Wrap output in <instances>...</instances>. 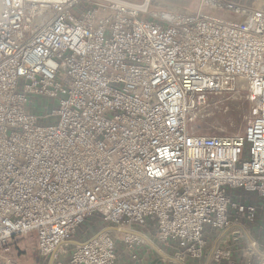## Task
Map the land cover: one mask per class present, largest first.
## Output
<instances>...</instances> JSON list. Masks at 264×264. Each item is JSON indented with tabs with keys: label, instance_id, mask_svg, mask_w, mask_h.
Wrapping results in <instances>:
<instances>
[{
	"label": "built area",
	"instance_id": "1",
	"mask_svg": "<svg viewBox=\"0 0 264 264\" xmlns=\"http://www.w3.org/2000/svg\"><path fill=\"white\" fill-rule=\"evenodd\" d=\"M145 2L0 0V264H264V7ZM240 89V134L192 132Z\"/></svg>",
	"mask_w": 264,
	"mask_h": 264
},
{
	"label": "rangeland",
	"instance_id": "2",
	"mask_svg": "<svg viewBox=\"0 0 264 264\" xmlns=\"http://www.w3.org/2000/svg\"><path fill=\"white\" fill-rule=\"evenodd\" d=\"M141 1V0H134ZM249 1L254 6L264 5V0ZM199 0H149V8L163 9L176 12L194 13L197 11ZM248 101L246 91H227L220 94L207 95L203 105L195 107L191 112L192 132L204 136H227L240 134L246 123ZM93 225H85L83 233L93 229ZM85 235V234H84ZM159 245V247H161ZM140 261L137 264L160 263L159 253L146 245L139 248ZM10 264H43L36 249L33 233L20 234L10 243ZM121 259L127 261L125 258Z\"/></svg>",
	"mask_w": 264,
	"mask_h": 264
},
{
	"label": "bare ground",
	"instance_id": "3",
	"mask_svg": "<svg viewBox=\"0 0 264 264\" xmlns=\"http://www.w3.org/2000/svg\"><path fill=\"white\" fill-rule=\"evenodd\" d=\"M149 2V0H146V2H145V5L147 4ZM257 7H259V8H263L264 7V5H257Z\"/></svg>",
	"mask_w": 264,
	"mask_h": 264
},
{
	"label": "crops",
	"instance_id": "4",
	"mask_svg": "<svg viewBox=\"0 0 264 264\" xmlns=\"http://www.w3.org/2000/svg\"><path fill=\"white\" fill-rule=\"evenodd\" d=\"M247 2H249V1H247Z\"/></svg>",
	"mask_w": 264,
	"mask_h": 264
}]
</instances>
